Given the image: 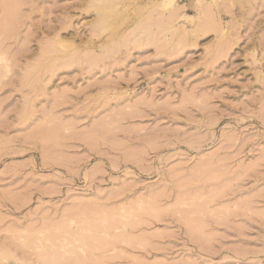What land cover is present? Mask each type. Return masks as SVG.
<instances>
[{
  "label": "rangeland",
  "instance_id": "1",
  "mask_svg": "<svg viewBox=\"0 0 264 264\" xmlns=\"http://www.w3.org/2000/svg\"><path fill=\"white\" fill-rule=\"evenodd\" d=\"M39 263L264 264V0H0V264Z\"/></svg>",
  "mask_w": 264,
  "mask_h": 264
},
{
  "label": "bare ground",
  "instance_id": "2",
  "mask_svg": "<svg viewBox=\"0 0 264 264\" xmlns=\"http://www.w3.org/2000/svg\"><path fill=\"white\" fill-rule=\"evenodd\" d=\"M142 23V22H141ZM148 26V25H147ZM139 27V26H138ZM133 28V31L130 33L131 35H132V37L130 38V42L133 44H135L136 42L138 43V37L140 36V34H141V36H142V34L147 30V28H146V30L144 31L143 29L144 28H141V26L139 27V28ZM146 27V26H145ZM149 32V31H148ZM129 34V35H130ZM147 36V34H144L142 37H144V36ZM129 43V42H128ZM133 44V45H134ZM135 45H137V44H135ZM40 261V260H39ZM21 262H22V260H21ZM23 262H24V260H23ZM38 263V262H37ZM40 264V263H39Z\"/></svg>",
  "mask_w": 264,
  "mask_h": 264
}]
</instances>
